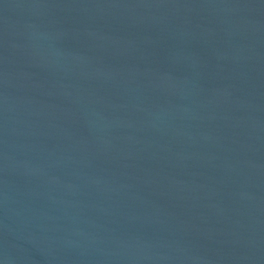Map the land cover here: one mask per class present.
Returning <instances> with one entry per match:
<instances>
[{"label": "water", "instance_id": "water-1", "mask_svg": "<svg viewBox=\"0 0 264 264\" xmlns=\"http://www.w3.org/2000/svg\"><path fill=\"white\" fill-rule=\"evenodd\" d=\"M0 260L264 264V0H0Z\"/></svg>", "mask_w": 264, "mask_h": 264}, {"label": "clouds", "instance_id": "clouds-1", "mask_svg": "<svg viewBox=\"0 0 264 264\" xmlns=\"http://www.w3.org/2000/svg\"><path fill=\"white\" fill-rule=\"evenodd\" d=\"M0 264H5V261H3V260H0Z\"/></svg>", "mask_w": 264, "mask_h": 264}]
</instances>
